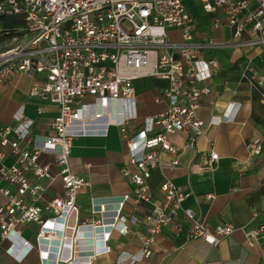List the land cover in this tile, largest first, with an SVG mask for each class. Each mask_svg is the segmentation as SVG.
Segmentation results:
<instances>
[{
	"label": "built area",
	"instance_id": "2783aa9c",
	"mask_svg": "<svg viewBox=\"0 0 264 264\" xmlns=\"http://www.w3.org/2000/svg\"><path fill=\"white\" fill-rule=\"evenodd\" d=\"M200 1L206 13L223 12L225 21L215 16L213 27L224 24L232 29L234 39L221 45H264V0ZM15 14L23 16L26 41L0 56V82L16 72L42 73L43 81L32 84L29 94L57 105L58 113L48 122L50 133L43 135L31 134L33 120L25 116L21 105L13 113V124L0 120V178L13 186V190L1 189L5 200L0 204V237L10 241L7 252L21 261L33 245L20 237L17 227L37 223L36 243L42 260L76 264L83 233L90 237L92 229L101 226L108 233L129 232L127 223L134 224L137 217L123 212L125 203L129 199L134 203L151 200L148 179L162 152L172 156L171 165L178 162L170 135L183 133L191 147L208 123L219 122L214 117L205 122L197 114L198 100L208 92L204 83L219 69L218 62L205 58L202 52L215 43L195 36L194 17L185 0H0V16ZM170 30H178L181 38L171 39ZM244 32L248 37L242 38ZM243 74L253 85L264 86L260 72L248 67ZM144 77L167 81L162 96L166 108L154 117H144L143 125L129 133L127 126L136 116L132 83ZM98 119L119 127L126 139L129 163L135 167V171L121 168L122 176L132 185L131 196L115 199L107 223L93 218L78 221L76 196L90 181L70 166L72 139L80 134L72 125ZM246 146L252 154L261 151L258 138L249 139ZM8 154L13 158L11 164L4 163ZM45 155L51 156L50 162L42 160ZM217 158L211 151L208 165ZM56 179L62 191L48 198L45 194ZM160 189L162 202L144 216L149 232L142 239L144 255L149 254L154 236L165 225H177L179 210L190 221L191 238L216 245L220 237L233 232L230 223H218L212 232L191 208H182L186 193L170 179L162 181ZM95 205L93 213L105 210ZM252 215H264V199ZM260 238H264V218L245 234L248 245ZM109 250L104 237L85 264H92L97 255Z\"/></svg>",
	"mask_w": 264,
	"mask_h": 264
},
{
	"label": "crops",
	"instance_id": "0c3cea01",
	"mask_svg": "<svg viewBox=\"0 0 264 264\" xmlns=\"http://www.w3.org/2000/svg\"><path fill=\"white\" fill-rule=\"evenodd\" d=\"M185 3L194 17L195 36L201 41L215 43L204 49L202 55L219 64L218 72L204 83L208 92L199 98L197 114L205 122L213 117L219 122L208 123L191 147L186 145L187 136L183 133L170 135V141L177 147L175 157L178 162L171 165L172 156L162 152L158 166L152 169L148 179L151 200L134 203L129 199L125 203L123 212L137 217L134 224L127 223L129 232L122 234L112 230L108 233L107 228L101 226L92 229L91 239L83 233L76 264H85L86 257L104 237L110 250L97 255L92 264H264V238L253 245H248L245 239V234L264 218L252 215L264 199V95L261 94L264 86L253 85L243 74L251 67L264 75V45H221L234 39L232 29L226 25L212 26L215 16L225 21L223 12L206 13L200 0H185ZM22 28L21 14L0 16V56L17 43L26 41ZM169 35L173 40L181 38L178 30H170ZM246 37L248 34L244 32L242 38ZM43 78L42 73L30 76L16 72L0 82V120L3 123L13 124V113L21 105L25 116L33 120L31 134L50 133L48 122L57 115V105L29 94L31 85L40 83ZM132 84L136 116L127 126L129 133L143 125L144 117H154L167 104L162 99L167 85L165 79L144 77L135 79ZM38 107H41L40 112ZM72 130L80 131V134L72 139L70 166L90 181V185L82 187L76 196L78 221L93 218L107 223L115 199L123 194L131 196L132 185L121 173L122 167L135 171L129 163L126 139L119 127L108 125L104 119L75 122ZM253 138L261 142L258 154H252L246 146ZM211 151H215L218 158L208 165ZM42 160L50 162L51 156H42ZM12 162V156L6 155L4 163ZM165 179L182 187L186 194L181 207L191 208L210 231L213 232L218 223H230L233 232L220 237L216 245L191 238L188 236L190 221L179 210L175 216L177 225H165L154 236L149 254L144 255L142 239L149 235L144 216L162 202L160 184ZM2 188L13 190V186L0 178V204L5 200ZM61 191V182L56 179L45 196L49 198ZM94 205L103 206L105 210L93 213ZM17 229L20 237L33 248L20 261L7 252L10 241L0 237V264L54 263L52 259L40 257V247L36 243L37 223L21 225Z\"/></svg>",
	"mask_w": 264,
	"mask_h": 264
},
{
	"label": "water",
	"instance_id": "95a60500",
	"mask_svg": "<svg viewBox=\"0 0 264 264\" xmlns=\"http://www.w3.org/2000/svg\"><path fill=\"white\" fill-rule=\"evenodd\" d=\"M262 217H264V215H262Z\"/></svg>",
	"mask_w": 264,
	"mask_h": 264
},
{
	"label": "rangeland",
	"instance_id": "374dc122",
	"mask_svg": "<svg viewBox=\"0 0 264 264\" xmlns=\"http://www.w3.org/2000/svg\"><path fill=\"white\" fill-rule=\"evenodd\" d=\"M186 4V3H185Z\"/></svg>",
	"mask_w": 264,
	"mask_h": 264
}]
</instances>
